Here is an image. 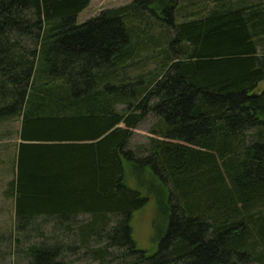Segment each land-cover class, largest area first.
<instances>
[{
	"label": "trees",
	"instance_id": "trees-1",
	"mask_svg": "<svg viewBox=\"0 0 264 264\" xmlns=\"http://www.w3.org/2000/svg\"><path fill=\"white\" fill-rule=\"evenodd\" d=\"M90 2L0 0L17 220L90 214L71 250L99 264L264 263V0H132L77 23ZM151 113L156 136L129 148ZM151 197L153 252L132 225ZM63 250L31 244L26 264Z\"/></svg>",
	"mask_w": 264,
	"mask_h": 264
},
{
	"label": "rangeland",
	"instance_id": "rangeland-1",
	"mask_svg": "<svg viewBox=\"0 0 264 264\" xmlns=\"http://www.w3.org/2000/svg\"><path fill=\"white\" fill-rule=\"evenodd\" d=\"M130 1L132 0L117 2L108 0V4L117 3L116 6H119ZM102 3L100 0H91L90 4L79 13L77 23L95 16L103 9L101 6L98 8V5ZM150 67H153L152 63ZM260 87L264 88V82L260 83ZM157 122L158 117L154 113L148 114L146 119L135 128L129 148L137 150L140 145H148V138L156 136L151 129ZM19 125L20 121L17 119L0 124V237L3 238L0 241V264H26L29 260L26 249L34 243L62 245L64 247L62 264H99V261L94 260L92 253L86 248L71 250V247L78 244V226L91 220L90 214L84 213L76 220L67 219L64 222H60L55 217L43 215L31 217L27 221L17 220L10 183L13 179L15 180L17 173V139L13 130ZM131 185L135 186L133 183ZM159 221H162V214L152 197L144 207L133 213V236L139 248L152 252L158 248V242L164 236V227L158 224ZM103 244L102 240L94 238L92 247H100ZM113 252L116 255L119 251L114 249ZM252 264L261 263L253 262Z\"/></svg>",
	"mask_w": 264,
	"mask_h": 264
},
{
	"label": "crops",
	"instance_id": "crops-1",
	"mask_svg": "<svg viewBox=\"0 0 264 264\" xmlns=\"http://www.w3.org/2000/svg\"><path fill=\"white\" fill-rule=\"evenodd\" d=\"M102 3V5H98V8L99 6H101V8H105V7H113V6H116L117 3H113V4H108V0H100ZM106 1V2H104ZM118 0H111V2H117ZM110 2V1H109ZM107 5V6H106ZM119 5H122V4H119ZM101 9H99L100 11Z\"/></svg>",
	"mask_w": 264,
	"mask_h": 264
}]
</instances>
